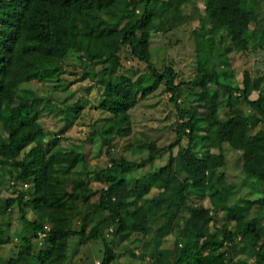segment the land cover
I'll return each instance as SVG.
<instances>
[{
    "label": "trees",
    "instance_id": "obj_1",
    "mask_svg": "<svg viewBox=\"0 0 264 264\" xmlns=\"http://www.w3.org/2000/svg\"><path fill=\"white\" fill-rule=\"evenodd\" d=\"M214 1L0 0V179L7 176L13 195L0 199V246L12 243L4 216L14 208L24 233L15 255L0 256V264H65L72 236L78 245L102 242L98 264L145 254L150 264H264V69L239 86L228 62L264 50V21L259 0H217V17L211 14ZM200 2L206 13L196 15L195 76L176 83L172 67L158 69L151 62L150 38L191 21L187 7L199 13ZM220 44L227 60L217 67L202 54ZM67 61L79 63L80 80L95 84L97 109L110 116L92 126L86 142L98 136L111 155L112 141L130 136L129 113L161 84L176 110L174 141L162 148L133 145L134 154L143 150L146 156L110 158L107 168L88 171L84 151L60 146L82 107L67 105L71 94L61 108L53 102L58 96L27 88L46 84L54 94L67 92L70 84L60 79ZM131 62L146 72L137 75ZM182 88L197 90V101H183ZM53 110L64 124L51 135L40 121ZM40 139L46 141L39 145ZM226 147L237 155L243 184L255 197L227 203L232 190L224 173ZM88 178L104 185L94 202ZM192 198L208 205H191ZM169 236L178 239L172 249L163 247ZM124 244L133 248L116 253Z\"/></svg>",
    "mask_w": 264,
    "mask_h": 264
},
{
    "label": "rangeland",
    "instance_id": "obj_2",
    "mask_svg": "<svg viewBox=\"0 0 264 264\" xmlns=\"http://www.w3.org/2000/svg\"><path fill=\"white\" fill-rule=\"evenodd\" d=\"M199 13L193 12L191 6L187 7L188 13L192 20L179 25L169 34L156 33L151 35V62L156 68L162 69L163 67H172L173 70L178 74L176 83L181 81H191L195 76L196 68V37L200 27L199 18L197 14H205L206 10L204 4L201 2L198 4ZM219 5L218 1H214L212 8L213 17L219 16ZM259 19L261 22L264 21V0H259L258 4ZM181 13L178 15L180 16ZM264 27V24H263ZM221 45V44H220ZM217 47L211 53L202 54V58H209L215 63L217 67L224 66L222 60H227L224 56L223 48ZM223 47V48H222ZM229 68L232 69L236 75L234 83L241 86V83L245 77H254L261 74L264 69V50L258 51L257 54L252 55L250 58H244L240 56L231 57L229 59ZM138 69L137 75L146 72L143 64L130 63ZM129 63H126L125 68H129ZM257 71V72H256ZM82 70L79 63L74 61H67L64 70L60 76L62 83L70 84L68 91L64 94L57 91V94L52 90V85L46 84H30L27 88L36 90L42 96L57 97L53 102L58 107H63L61 104L62 98L71 94L72 97L68 100L67 105H80L82 110L79 118L75 120V123L70 127L62 136H60V146L65 148H77L80 151L86 153L85 167L88 171L103 170L110 164V158H123L128 160L136 159L139 161L140 158L146 156V152L142 150V153L134 154L132 151L133 145L136 144H149L153 143L157 148H162L171 144L175 139L174 128L177 120L176 110L169 101L170 95L165 92L163 85H159L157 90L148 98L143 100L135 109L129 113L131 123V133L128 137H116L111 145V155L106 153V149L101 147L100 139L98 136L94 139V143L86 142L93 127L102 124L110 116L97 109L99 103L98 89L95 84L87 79H82ZM197 92V90H195ZM195 91H186L185 88L181 89V99L183 101L193 100L197 101L198 97ZM256 93L251 96L255 98ZM184 103V102H183ZM185 104V103H184ZM241 111L250 115L260 116L259 113L248 110L241 105L238 107ZM44 132L50 133L51 135L58 133V130L62 128L64 124V117L53 110V112L45 113L40 121ZM263 125H259L255 130H259ZM46 140L40 139L37 144L42 145ZM140 142V143H138ZM143 142V143H142ZM178 148H174V154H176ZM226 165L224 167V173L226 175V181L231 187V193L229 195L228 204H233L237 199L243 197H255L252 189L249 186L243 184L244 177L239 170L237 163V155L227 147L225 148ZM160 160L155 161V165H159ZM149 170V167L147 168ZM150 171V170H149ZM146 172V171H145ZM89 189L95 192L91 202H94L98 197V191L104 187L100 182L92 181L88 178ZM10 180L7 176H3L0 179V199L8 198L11 195L10 191ZM190 202L193 204H203L207 206L206 201H197L196 198H192ZM5 220L10 221L11 227L8 230L11 244L0 246V256L6 258L15 255L14 245L18 243V237L23 235V226L19 221V214L16 208L13 209L12 214L5 215ZM29 219H34L35 215L28 213ZM84 222L88 220L83 218ZM83 223V222H81ZM79 223V224H81ZM73 227H77V219L73 223ZM110 229V228H109ZM109 229L104 231L105 238L110 241L113 239L109 232ZM178 242L172 236L165 239L163 247L172 249L173 242ZM135 250V254L139 255L141 249L138 244ZM133 248L127 244L120 246L116 249V253L124 252L126 249ZM68 259L65 264H98L103 258V244L100 240L94 241L84 245H78V238L72 236L68 240L67 247ZM112 264H150V258L145 254L143 258H132L127 255L118 257Z\"/></svg>",
    "mask_w": 264,
    "mask_h": 264
},
{
    "label": "built area",
    "instance_id": "obj_3",
    "mask_svg": "<svg viewBox=\"0 0 264 264\" xmlns=\"http://www.w3.org/2000/svg\"><path fill=\"white\" fill-rule=\"evenodd\" d=\"M40 237L42 238V237H44V235H40Z\"/></svg>",
    "mask_w": 264,
    "mask_h": 264
}]
</instances>
